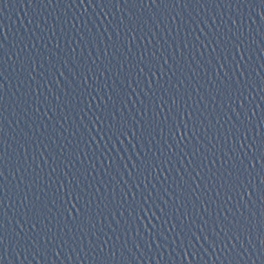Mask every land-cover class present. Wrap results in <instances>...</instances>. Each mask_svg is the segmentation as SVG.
I'll return each instance as SVG.
<instances>
[{"label": "water", "instance_id": "1", "mask_svg": "<svg viewBox=\"0 0 264 264\" xmlns=\"http://www.w3.org/2000/svg\"><path fill=\"white\" fill-rule=\"evenodd\" d=\"M0 264H264V0H0Z\"/></svg>", "mask_w": 264, "mask_h": 264}]
</instances>
